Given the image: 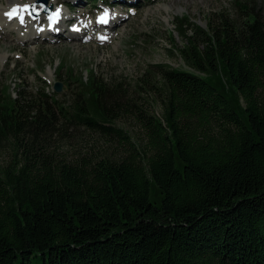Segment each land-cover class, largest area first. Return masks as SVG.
Instances as JSON below:
<instances>
[{
  "label": "trees",
  "instance_id": "1",
  "mask_svg": "<svg viewBox=\"0 0 264 264\" xmlns=\"http://www.w3.org/2000/svg\"><path fill=\"white\" fill-rule=\"evenodd\" d=\"M252 1L205 26L177 16L185 67L152 64L132 89L94 73L68 97L0 87V264H264V0ZM79 133L112 147L57 153L56 134Z\"/></svg>",
  "mask_w": 264,
  "mask_h": 264
},
{
  "label": "rangeland",
  "instance_id": "2",
  "mask_svg": "<svg viewBox=\"0 0 264 264\" xmlns=\"http://www.w3.org/2000/svg\"><path fill=\"white\" fill-rule=\"evenodd\" d=\"M9 1L0 0V6H7ZM145 1L143 4L141 0L140 4L130 10L122 8L114 10L117 15L113 19L119 22L116 21L112 36L105 42L96 41L94 33L89 32L92 38L88 40L80 41L79 39L83 37L76 36L74 40L70 36L58 37L56 41L48 43L39 42L34 35L29 38L30 43L25 44L20 42L22 40L19 39L16 29L9 28V33L1 34L3 28L0 27V87L7 86L10 95L15 96L16 87L29 90L44 84L46 90L50 92L53 83L60 81L63 83L62 91L56 92L54 96L68 97L76 87L73 80H85L90 73H94L105 81H122L125 86L132 89L145 75L154 80V76L147 72L152 69V64L165 63L173 67H185L178 52V48L185 40L179 33L177 16L183 17L185 14L188 22L205 26L208 17L213 15L214 18L221 14L235 16L237 13L235 2L238 0ZM262 1L255 0L252 3L261 4ZM53 2V5L62 6L61 3H67V0ZM100 2L103 1L96 0L95 5H92L86 0H79L69 12L64 9L65 16H74V20L86 19L92 8ZM0 13L2 14L1 9ZM43 22L42 20L41 23ZM189 27L187 31L191 33L194 25ZM222 74L216 79L222 84H227ZM150 107L155 112L160 111L159 103L153 102ZM116 123L141 139V133L130 120H117ZM56 137L55 150L68 159L75 157L79 151L86 153L100 151L105 147L110 150L112 147V145L109 147V142L105 146L102 145L104 137L93 133L74 134L69 139L61 138L57 134ZM9 158L7 151L0 156L1 162H6ZM158 197L159 192L152 188L153 200H158Z\"/></svg>",
  "mask_w": 264,
  "mask_h": 264
},
{
  "label": "bare ground",
  "instance_id": "3",
  "mask_svg": "<svg viewBox=\"0 0 264 264\" xmlns=\"http://www.w3.org/2000/svg\"><path fill=\"white\" fill-rule=\"evenodd\" d=\"M14 1H16V0H10L9 1V3H8V5L7 6H5V7H2V6H0V9H1V11H2V14L0 13V27L1 28H3V30L6 28H14V29H16L17 31H18V33H19V39L20 40H25L26 38H31L32 37V35H33V30L31 29V28H27V29H25V31L23 32L24 34H20L21 33V31H22V29H20V27H18L17 25H16V23L14 22V21H6V19L5 18H3V10L4 9H7V7H9L10 6V4H12ZM35 0H26V1H22L21 2V6L22 5H31V3L32 2H34ZM54 0H49V4L50 5H52L54 2H53ZM0 5H1V3H0ZM56 8L54 7V5H53V9H52V11L53 10H55ZM45 15H47V13H44ZM116 15H117V13H114V16H113V18H115L116 17ZM81 23V22H80ZM28 24H32L31 22L30 23H28ZM79 24V23H78ZM35 26H36V28H42V25H41V20H40V17H38L37 18V21H36V23H35ZM5 27V28H4ZM31 29V30H30ZM76 34L77 33H69V35L68 36H72V39H76ZM3 56H4V54H3Z\"/></svg>",
  "mask_w": 264,
  "mask_h": 264
},
{
  "label": "water",
  "instance_id": "4",
  "mask_svg": "<svg viewBox=\"0 0 264 264\" xmlns=\"http://www.w3.org/2000/svg\"><path fill=\"white\" fill-rule=\"evenodd\" d=\"M47 1L48 0H35L34 2H32L31 6L33 8L40 9L38 12L37 11H33L32 9H30L32 14L37 15L41 11L49 12L52 7L47 5ZM61 89H62V82L56 81V82L53 83V90L54 91H58L59 92V91H61Z\"/></svg>",
  "mask_w": 264,
  "mask_h": 264
},
{
  "label": "snow or ice",
  "instance_id": "5",
  "mask_svg": "<svg viewBox=\"0 0 264 264\" xmlns=\"http://www.w3.org/2000/svg\"><path fill=\"white\" fill-rule=\"evenodd\" d=\"M21 9L23 11H25V12H28L29 14H31V12L29 11V9H32L33 11H37V12L40 10L38 8H33L30 5H22V6H18L17 8H14L13 9V12H15L17 15H19V12H20ZM9 15H11V14H9ZM105 15H107V13H105ZM20 19H21V22H23V17L22 16L20 17ZM104 22L106 23L107 21L105 20Z\"/></svg>",
  "mask_w": 264,
  "mask_h": 264
}]
</instances>
